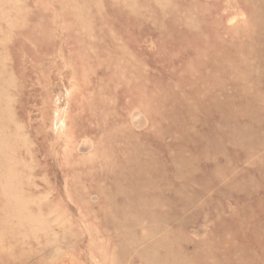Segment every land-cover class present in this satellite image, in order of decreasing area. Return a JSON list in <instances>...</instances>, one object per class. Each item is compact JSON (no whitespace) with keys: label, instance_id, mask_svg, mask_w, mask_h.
<instances>
[{"label":"rangeland","instance_id":"rangeland-1","mask_svg":"<svg viewBox=\"0 0 264 264\" xmlns=\"http://www.w3.org/2000/svg\"><path fill=\"white\" fill-rule=\"evenodd\" d=\"M0 264H264V0H0Z\"/></svg>","mask_w":264,"mask_h":264}]
</instances>
